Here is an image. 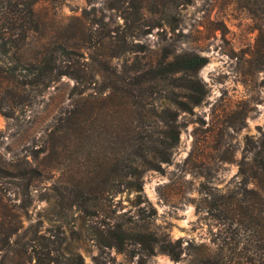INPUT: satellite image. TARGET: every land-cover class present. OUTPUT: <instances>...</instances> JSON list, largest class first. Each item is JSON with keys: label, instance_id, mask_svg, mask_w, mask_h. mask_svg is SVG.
<instances>
[{"label": "rangeland", "instance_id": "1", "mask_svg": "<svg viewBox=\"0 0 264 264\" xmlns=\"http://www.w3.org/2000/svg\"><path fill=\"white\" fill-rule=\"evenodd\" d=\"M137 1L140 15L133 8ZM35 9L43 27L33 42L70 38L84 54L77 66L86 86L96 88L87 93L99 91L103 81L123 88V64L132 65L135 57L151 64L170 50L207 58L197 74L207 95L190 113L179 115V143L168 163L144 169L139 205L132 192L115 200L117 214L131 226L181 239L184 246L214 248L217 227L204 210L200 186L232 189L245 138L264 131V0H193L176 6L170 0H41ZM105 61L118 70L116 76L105 72ZM95 73L106 79L96 76L93 83L89 78ZM75 86L63 77L32 106L17 108L12 119L0 114V155L13 173L36 169L29 181L12 177L0 183V264H185L163 253L144 260L132 247L123 253L100 248L88 233L93 222L69 200L59 203L56 193L92 171L95 155L102 159L109 153L103 135L94 136L93 148L49 139L61 113L80 98ZM124 102L116 98L92 106L93 134L110 131V125L142 126ZM11 229L15 232L9 235Z\"/></svg>", "mask_w": 264, "mask_h": 264}, {"label": "trees", "instance_id": "2", "mask_svg": "<svg viewBox=\"0 0 264 264\" xmlns=\"http://www.w3.org/2000/svg\"><path fill=\"white\" fill-rule=\"evenodd\" d=\"M40 1L0 0V114L12 119L17 108L32 106L36 98L67 77L76 83L74 90L80 98L61 113L49 139H67L80 148L82 144L92 147L94 136L103 135L109 150L102 159L95 155L93 170L75 179L71 189L56 193L59 203L69 200L70 206L93 222L88 233L100 248L123 253L132 247L144 260L163 253L174 262L185 264H264V131L257 138H245L243 155L236 164L237 182L232 189L213 190L204 183L200 186L204 210L217 227L214 248L192 243L184 246L181 239L172 241L131 226L117 214L119 201L115 198L132 192L139 205L144 169L156 168L171 158L179 143V115L190 113L207 95L197 78L208 63L207 58L194 53L174 54L170 50L151 64L135 57L132 65L127 60L123 64V88L103 81L99 91L87 93L96 88L86 86V75L77 66L78 58L85 57L73 47L70 38L64 42H33L39 27H43L35 9ZM192 1L170 3L188 5ZM133 8L140 15L142 2H135ZM103 65L105 72L117 75L118 70L110 67L109 62ZM104 73H95L89 79L96 84L95 77L104 79ZM160 85H165V89H160ZM84 93L87 94L81 96ZM116 98L125 100V108L139 117L142 126L128 130L110 125V131L102 128L93 134L89 118L92 106ZM2 140L0 132V145ZM11 167L0 155V183L9 182L12 177L29 181L36 174V169L13 173ZM9 232L12 235L15 231Z\"/></svg>", "mask_w": 264, "mask_h": 264}]
</instances>
